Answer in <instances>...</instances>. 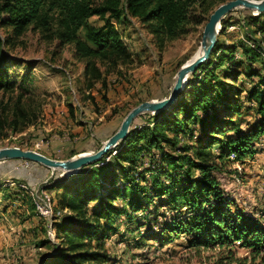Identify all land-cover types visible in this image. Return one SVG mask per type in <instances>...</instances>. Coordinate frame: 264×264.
<instances>
[{
  "label": "rangeland",
  "instance_id": "1",
  "mask_svg": "<svg viewBox=\"0 0 264 264\" xmlns=\"http://www.w3.org/2000/svg\"><path fill=\"white\" fill-rule=\"evenodd\" d=\"M206 2L205 11L195 5L189 7L183 33L165 38L161 43L153 39L148 28L137 18L112 19L131 61L104 73V81H96L91 87L87 86L83 75L85 60L74 54L71 43L58 45L53 26L42 33L32 24L27 25L18 37L9 40L2 48L5 59L0 70L5 73L4 87H0V147L32 149L52 159L69 158L70 151L76 152L74 154L94 151L116 130L131 107L144 100L167 96L179 64L193 59L208 15L222 1ZM252 13L243 8L228 12L223 16L226 27L222 34L218 32L216 39L224 47L239 43L252 47L256 42L263 57L264 34L257 32L250 21L249 16L256 15ZM101 23L96 15L89 17L77 30V37L85 41V28ZM8 33V28L0 26L1 37ZM236 51L237 56L239 51ZM260 55L253 58L256 62L253 67L258 66ZM240 68L244 71L243 67ZM100 70L104 71L102 67ZM225 81L231 83L229 79ZM233 84L243 89L249 87L242 74ZM236 103L238 113H231V120L241 130L254 127L259 120L254 113V103L246 99L244 92L238 94ZM212 107L221 109L218 103ZM151 117L148 113L136 116L131 129L149 122ZM197 133L198 130L193 129L191 139L183 137L180 143L194 147ZM167 135L172 137L171 133ZM230 135L231 131H225L220 139ZM253 147L255 153L251 157L235 161L233 156L226 155L225 147L218 141L212 144L210 161L217 167L210 174L221 189V204L227 206L224 210L232 215L243 214L256 224L259 233L264 234V134L253 142ZM164 149L167 151L171 147L165 145ZM190 151L186 152L189 156ZM155 160L150 170L164 167L161 158ZM149 163L146 155L136 160L131 174L134 182L149 187ZM88 167L84 166L76 173ZM54 173L67 179L76 174L51 172L35 164L25 167L16 159L0 162V264H38L40 256L50 250L46 242L50 245L56 241L53 225L63 214L67 215V211L57 207V190L44 186ZM176 174L179 177L182 171L177 169L172 173L174 177ZM191 174L199 175L194 169ZM162 180L164 184L172 182L168 177H162ZM123 181L129 182V179L121 177V182L117 179L115 186L121 188ZM36 189L50 197L48 216H41L34 209L32 198ZM164 199L165 196H150V200L142 201V207L137 211L128 208L120 198L113 200L112 203L122 211L120 216L113 217L111 222L99 220L106 233L99 249L106 256L105 264H264L263 250L255 255L241 247L239 242L229 247L190 245L193 232L172 231L179 219L190 221V212L182 200L168 205ZM35 221H39L38 224L30 226ZM26 232L29 235L24 242L26 251L21 250V246L15 248L20 244L19 237ZM12 235L16 237L14 241ZM228 248L230 253H227ZM17 250L18 254L15 253Z\"/></svg>",
  "mask_w": 264,
  "mask_h": 264
},
{
  "label": "trees",
  "instance_id": "2",
  "mask_svg": "<svg viewBox=\"0 0 264 264\" xmlns=\"http://www.w3.org/2000/svg\"><path fill=\"white\" fill-rule=\"evenodd\" d=\"M220 1L226 0H215ZM194 5L201 11L207 10L204 7L206 0H124L123 3L121 0H0V26L9 29L8 35L0 36V67L5 59L3 46L18 37L27 25L32 24L42 33L53 26L57 44L71 43L74 54L85 60L83 75L87 86L91 87L96 81H104V73L131 61L112 19L137 18L148 28L153 39L161 43L165 38L183 33L189 7ZM94 15L102 23L86 27L84 41L77 37V30ZM249 17L257 32L264 34V11ZM225 23L222 18L220 34ZM258 47L256 42L252 47L241 43L224 47L216 39L206 61L187 78L185 87L168 108L152 115L149 122L133 126V129L130 127L115 148L88 169H82L68 179L59 178L54 173L44 186L57 190V207L65 209L67 215L63 214L53 225L56 241L50 245L45 241L50 250L40 256L38 264H105L106 256L99 249L106 233L99 220L111 222L120 216V207L112 203L115 198L137 211L142 207V201L150 200V196H165L164 202L168 205L182 200L190 212V221L179 219L172 231L193 232L190 245L229 247L239 242L252 254L258 255L260 250L264 252V234L259 233L256 224L243 214L232 215L224 210L227 206L221 204V189L210 174L217 166L210 161L209 151L210 146L218 141L225 147L226 155L233 156L235 161H243L255 153L253 142L264 134V57ZM236 49L239 51L237 56ZM258 54L261 60L257 61V67H253L252 64L256 63L253 58L259 57ZM240 67L244 71H240ZM4 73L0 70V87H4ZM240 74L249 85L248 89L233 84ZM241 92L254 103V113L259 118L248 130H241L229 116L238 113L236 100ZM216 103L221 109H213ZM193 129L198 130L194 147L180 143L183 137L191 139ZM225 131H231L232 135L220 139ZM165 145L171 149L165 151ZM189 150L190 156L186 154ZM74 153L70 151L68 156ZM142 155L150 160L147 169L151 178L149 187L134 182L131 175L136 160ZM157 157L164 165L158 172L150 170ZM27 162L30 166L39 165ZM177 169L182 175L177 177V173L174 177L172 173ZM192 169L198 171L197 177L191 174ZM118 174L129 179V182L123 181L121 188L115 186L117 179L121 182ZM162 177H168L172 182L164 184ZM211 200L215 202L211 203ZM87 205L91 207L87 208ZM227 253H230L229 248Z\"/></svg>",
  "mask_w": 264,
  "mask_h": 264
},
{
  "label": "water",
  "instance_id": "3",
  "mask_svg": "<svg viewBox=\"0 0 264 264\" xmlns=\"http://www.w3.org/2000/svg\"><path fill=\"white\" fill-rule=\"evenodd\" d=\"M236 8H243L256 14L264 11V0H226L218 4L205 21L199 46L195 57L189 62H183L173 76V82L167 96L160 99L144 100L131 107L121 119L116 130L109 135L100 146L90 152H79L65 159H52L32 149L19 147H0V162L9 159H21L37 163L60 174L67 171L80 170L99 161L109 150L113 149L128 133L132 120L141 114H155L168 108L186 85L187 78L195 69L206 61L215 42L220 28V20L228 12ZM253 14V13H252Z\"/></svg>",
  "mask_w": 264,
  "mask_h": 264
},
{
  "label": "built area",
  "instance_id": "4",
  "mask_svg": "<svg viewBox=\"0 0 264 264\" xmlns=\"http://www.w3.org/2000/svg\"><path fill=\"white\" fill-rule=\"evenodd\" d=\"M263 57H264V54H263ZM21 164L24 165L25 167H27L29 163L26 160H22ZM19 186L22 188H25L24 185L19 184ZM34 192L35 193L33 194V198H32L33 204H34V209L41 216L50 215L51 204H50L49 195L42 190L37 192V189H36Z\"/></svg>",
  "mask_w": 264,
  "mask_h": 264
},
{
  "label": "crops",
  "instance_id": "5",
  "mask_svg": "<svg viewBox=\"0 0 264 264\" xmlns=\"http://www.w3.org/2000/svg\"><path fill=\"white\" fill-rule=\"evenodd\" d=\"M30 218H31V217H30ZM32 219H33V218H32ZM32 219H31V220H32ZM38 222H39V221H35V223H32L30 226H36V224H38ZM13 236H14V235H12V240L14 241L16 237H13ZM26 238L29 239L28 232L22 234V235H21V238L19 237V240H20L19 243H20V244L17 245L15 248H19V247L21 246V250H25V251H26V247H25V244H24V242L27 241ZM8 241H9V240H8ZM21 242H23V243H21ZM25 243H26V242H25ZM12 244H13V242L11 241V242H10V245H12ZM22 247H24V249H22ZM33 249H35V248H32V250H33ZM15 253L18 254V253H19L18 250H17Z\"/></svg>",
  "mask_w": 264,
  "mask_h": 264
},
{
  "label": "bare ground",
  "instance_id": "6",
  "mask_svg": "<svg viewBox=\"0 0 264 264\" xmlns=\"http://www.w3.org/2000/svg\"><path fill=\"white\" fill-rule=\"evenodd\" d=\"M254 14H256L255 12H253ZM195 57V56H194ZM193 57V58H194ZM193 60V59H192ZM191 61V60H190ZM186 62H189V61H186ZM63 173H66V174H74L76 173V171H67V172H63Z\"/></svg>",
  "mask_w": 264,
  "mask_h": 264
}]
</instances>
